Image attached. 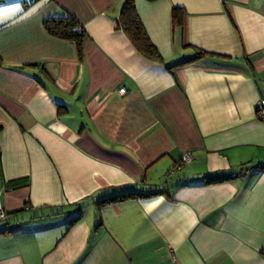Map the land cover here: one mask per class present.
Returning a JSON list of instances; mask_svg holds the SVG:
<instances>
[{
    "label": "crops",
    "instance_id": "0c3cea01",
    "mask_svg": "<svg viewBox=\"0 0 264 264\" xmlns=\"http://www.w3.org/2000/svg\"><path fill=\"white\" fill-rule=\"evenodd\" d=\"M124 1L0 2V264H264V0Z\"/></svg>",
    "mask_w": 264,
    "mask_h": 264
},
{
    "label": "trees",
    "instance_id": "16d2710c",
    "mask_svg": "<svg viewBox=\"0 0 264 264\" xmlns=\"http://www.w3.org/2000/svg\"><path fill=\"white\" fill-rule=\"evenodd\" d=\"M0 2H2V0H0ZM183 14L184 11L181 7L174 6L171 10L172 24L181 25ZM43 26L50 35L60 39L72 41L75 44L78 58L82 59L83 43L86 33L73 15L67 13L62 16L48 17L43 21ZM118 27L124 30L131 42L142 54L151 59L161 60L160 53L155 45L150 41L138 16L134 0H125L123 2L118 17ZM204 53V51L199 50L197 51L196 56ZM256 168L263 170L264 162L258 163ZM247 169V167L242 166L237 174L218 175L216 177L206 179L205 183H216L229 180L238 175H242ZM154 194L155 193L125 191L102 200L101 204H112L129 199L145 198Z\"/></svg>",
    "mask_w": 264,
    "mask_h": 264
},
{
    "label": "built area",
    "instance_id": "2783aa9c",
    "mask_svg": "<svg viewBox=\"0 0 264 264\" xmlns=\"http://www.w3.org/2000/svg\"><path fill=\"white\" fill-rule=\"evenodd\" d=\"M124 91H125L124 87L119 89V92H121V93H123ZM255 114H256V117L258 119L264 120V99L260 98L256 102ZM180 158H181L180 159L181 163L185 164V163L190 161L191 155H190V153L186 152V153H183ZM5 218H6V214L0 209V219L4 220Z\"/></svg>",
    "mask_w": 264,
    "mask_h": 264
},
{
    "label": "rangeland",
    "instance_id": "374dc122",
    "mask_svg": "<svg viewBox=\"0 0 264 264\" xmlns=\"http://www.w3.org/2000/svg\"><path fill=\"white\" fill-rule=\"evenodd\" d=\"M167 176V175H166ZM1 220V219H0Z\"/></svg>",
    "mask_w": 264,
    "mask_h": 264
}]
</instances>
